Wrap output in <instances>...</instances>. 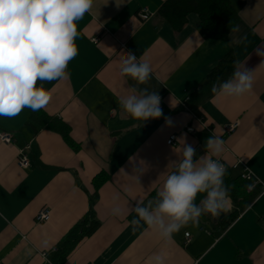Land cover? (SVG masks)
<instances>
[{
  "label": "crops",
  "instance_id": "obj_1",
  "mask_svg": "<svg viewBox=\"0 0 264 264\" xmlns=\"http://www.w3.org/2000/svg\"><path fill=\"white\" fill-rule=\"evenodd\" d=\"M165 1L94 0L77 21L78 54L66 79L43 83L51 99L42 109L68 124L76 148L59 132L35 124L29 108L0 116V131L14 134L11 144L0 139V264H54L62 239L89 211L93 179L101 171L109 178L94 207L100 226L63 264H148L157 253L165 264H264V186L243 210L229 194L227 211L203 214L198 226L189 223L167 242L158 231L146 225L133 231L129 223L135 215L130 208L156 196L184 145L197 157L219 160L232 177L244 162L264 181V55L257 54L264 53V0H241L239 31H231L228 41L204 39L197 13L175 29L158 14ZM143 8L147 19L138 16ZM229 50L235 61L254 69L251 91L240 97L214 94L191 108L189 92ZM129 52L150 63L147 84L122 73ZM133 88L137 94L158 92L163 116L142 121L124 112L119 100ZM236 121L229 132L226 126ZM205 134L224 141L219 155L206 148ZM172 135L175 143L168 144ZM26 146L30 163L23 168L17 157ZM203 197L198 194L195 203ZM117 206L121 213L114 215ZM43 207L50 218L37 222Z\"/></svg>",
  "mask_w": 264,
  "mask_h": 264
},
{
  "label": "clouds",
  "instance_id": "obj_2",
  "mask_svg": "<svg viewBox=\"0 0 264 264\" xmlns=\"http://www.w3.org/2000/svg\"><path fill=\"white\" fill-rule=\"evenodd\" d=\"M94 0H0V116L15 117L24 108L43 109L50 101L44 82L66 79L67 66L78 54L77 21L89 12ZM230 31H239L235 26ZM247 37H243L244 43ZM258 55H264L258 52ZM264 67V60L260 61ZM121 71L137 84H147L152 74L149 62L137 61L129 52L122 58ZM38 82H40L38 86ZM254 69L234 62V71L224 81L213 83L211 91L218 96L240 97L251 91ZM158 92L135 88L119 100L124 112L135 120L146 121L163 116ZM165 123L171 120L165 117ZM224 141L209 136L206 148L213 155L223 150ZM182 156L171 162L172 171L153 199L137 201L129 212L135 215L129 222L132 230L146 225L158 231L160 237L170 241L173 235L189 223L198 226L203 214L218 217L227 211L230 189L224 184L227 174L219 160L208 155L199 156L190 145L181 149ZM198 194H204L199 204ZM119 215L121 209H112ZM3 214L0 213V216ZM163 254H154L148 264H165Z\"/></svg>",
  "mask_w": 264,
  "mask_h": 264
},
{
  "label": "trees",
  "instance_id": "obj_3",
  "mask_svg": "<svg viewBox=\"0 0 264 264\" xmlns=\"http://www.w3.org/2000/svg\"><path fill=\"white\" fill-rule=\"evenodd\" d=\"M240 2L241 0H166L160 7L158 14L175 29H180L187 23L191 13H197L200 17L198 30L204 39L228 41L230 29L235 27L240 20L237 8ZM232 55V50H229L204 77L199 88L189 92L187 103L191 108H196L204 100L214 95L211 91L213 83H216L218 79L220 81L227 80L231 76L235 62ZM31 120L42 128L59 132L71 146L77 147L70 137L68 124L62 120L47 114L42 109L32 111ZM205 135H203V140L208 137ZM108 178L109 175L104 171L94 177L95 190L90 195V209L62 239L54 257V264H63L75 246L100 226L94 207L99 196V188ZM224 182L230 189L231 198L237 202L241 210L257 196L258 189L261 188V186H257L254 190L248 191L250 182L242 179L240 175L232 177L228 171L224 177Z\"/></svg>",
  "mask_w": 264,
  "mask_h": 264
},
{
  "label": "built area",
  "instance_id": "obj_4",
  "mask_svg": "<svg viewBox=\"0 0 264 264\" xmlns=\"http://www.w3.org/2000/svg\"><path fill=\"white\" fill-rule=\"evenodd\" d=\"M138 16L141 19H147L149 17V13H148L146 8H143L138 12ZM94 40L98 41L97 38H95ZM160 98H161V102H162V97L160 96ZM160 107H161V104H160ZM237 126H238V121L233 122L231 124H228L226 126V129L229 132H233L237 128ZM187 130L190 132H195V128L193 126H188ZM13 138H14V134L12 132L5 131V130L0 131V139L2 142L6 143V144H11L13 142ZM175 140H176V135H172L167 140V143L168 144H174ZM28 148H29V146H26L24 149H21L19 152V155L17 157V164L20 167H23V168L29 167L30 162H29L28 154L26 152V150ZM240 164L242 167V170L240 173L241 178L250 182L248 189H247L248 191L254 190V188H256L257 186H264V181L261 178H259L246 163L241 162ZM225 168H227V167L225 166ZM50 214H51L50 209L48 207H43L37 213L36 221L37 222H44L50 218ZM189 236H190V234L186 233V237L189 238ZM188 241H189V239L187 240V242Z\"/></svg>",
  "mask_w": 264,
  "mask_h": 264
}]
</instances>
